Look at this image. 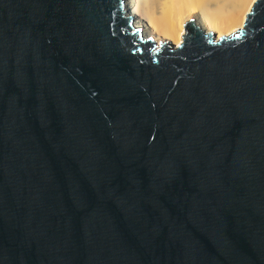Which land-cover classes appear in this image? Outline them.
Segmentation results:
<instances>
[{"label": "water", "instance_id": "water-1", "mask_svg": "<svg viewBox=\"0 0 264 264\" xmlns=\"http://www.w3.org/2000/svg\"><path fill=\"white\" fill-rule=\"evenodd\" d=\"M124 0H0V264H264V0L172 47Z\"/></svg>", "mask_w": 264, "mask_h": 264}, {"label": "bare ground", "instance_id": "bare-ground-1", "mask_svg": "<svg viewBox=\"0 0 264 264\" xmlns=\"http://www.w3.org/2000/svg\"><path fill=\"white\" fill-rule=\"evenodd\" d=\"M255 0H206L203 10L197 0H124L126 16L141 34L174 47L182 38L186 19L218 38L236 30Z\"/></svg>", "mask_w": 264, "mask_h": 264}, {"label": "rangeland", "instance_id": "rangeland-1", "mask_svg": "<svg viewBox=\"0 0 264 264\" xmlns=\"http://www.w3.org/2000/svg\"><path fill=\"white\" fill-rule=\"evenodd\" d=\"M197 1H198L199 4H200V9H199V10L202 11L203 8H204L203 6L205 5V1H206V0H197ZM201 9H202V10H201Z\"/></svg>", "mask_w": 264, "mask_h": 264}]
</instances>
